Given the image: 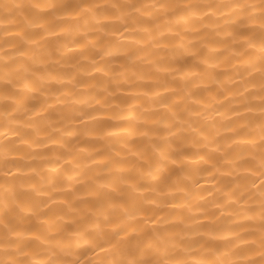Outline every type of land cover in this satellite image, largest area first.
Segmentation results:
<instances>
[{
	"label": "bare ground",
	"instance_id": "6f19581e",
	"mask_svg": "<svg viewBox=\"0 0 264 264\" xmlns=\"http://www.w3.org/2000/svg\"><path fill=\"white\" fill-rule=\"evenodd\" d=\"M0 264H264V0H0Z\"/></svg>",
	"mask_w": 264,
	"mask_h": 264
}]
</instances>
